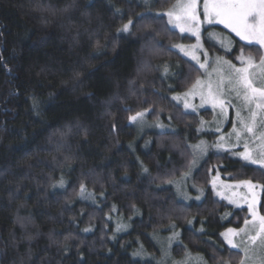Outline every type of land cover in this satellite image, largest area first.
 I'll return each instance as SVG.
<instances>
[{"label":"trees","instance_id":"16d2710c","mask_svg":"<svg viewBox=\"0 0 264 264\" xmlns=\"http://www.w3.org/2000/svg\"><path fill=\"white\" fill-rule=\"evenodd\" d=\"M175 2L0 0V264H165L152 235L173 232L180 241L169 251L172 260L190 255L222 264L219 234L225 225H242L248 213L214 195L206 181L215 171L207 168H218L226 181L258 184L264 170L212 151L192 176L194 194L203 189L204 196L189 203L179 198L173 183L182 181L191 158L186 146L201 140V116L212 112L185 115L170 103L199 73L169 49L193 38L168 33L160 21L136 24ZM128 19L132 32L118 33ZM214 28L233 40V52L243 44ZM154 33L163 48L147 39ZM145 101L152 105L147 118L173 130L137 132L123 109H143ZM81 183L93 200L80 196ZM119 225L127 227L117 231ZM141 249L144 255H134Z\"/></svg>","mask_w":264,"mask_h":264},{"label":"snow or ice","instance_id":"6c2138e0","mask_svg":"<svg viewBox=\"0 0 264 264\" xmlns=\"http://www.w3.org/2000/svg\"><path fill=\"white\" fill-rule=\"evenodd\" d=\"M156 2L159 3V0ZM144 5L150 7V0H144ZM114 14L118 17L124 15L118 8L115 9ZM146 20L164 22L168 33L176 34L178 30L180 34H185L184 39L195 38L193 44L173 45L169 49L171 51L179 48L189 62H194L190 63L192 70L199 73L191 87L183 93L173 95L170 103L175 102L173 106L185 115L190 114L185 110H191V114H198V109L210 105L211 110H218L221 119L227 117L229 109L235 110L231 132L222 133L219 124H216L213 126L214 131L221 133L216 142L209 145L201 139L195 145L186 146L190 150L191 158L184 166L186 170L182 175L183 182L187 183L194 169L199 166L200 160L207 156L210 147L238 156L247 164L256 165L264 170V0H176V3L172 4L167 11L155 15L149 11L140 16L136 24ZM214 25H223L244 43L233 52L231 39L225 46V37L212 30L211 26ZM134 27L133 20L128 19L127 23H123L117 29V32L129 34ZM157 35L158 33H154L147 39L151 41L153 47L163 48L164 45L157 39ZM119 38L121 37H113V40ZM205 41L208 48H222L226 55L231 54L239 66L233 63L232 59H224L223 56L211 57L208 48L205 47ZM253 45L258 47H249ZM97 47H99V41H97ZM253 51L256 53L255 56L251 54ZM164 73L168 74L167 67L164 68ZM135 94L133 92V95ZM196 97H199V104L192 103ZM161 99L168 98L161 97ZM145 104L143 109H123L129 113L127 119L130 123L141 125L145 123L148 113L152 111L151 103L145 101ZM152 115L158 116V113L152 112ZM200 123L203 126L204 121L201 120ZM112 127L114 130L115 123ZM202 130H204L203 127L197 129L198 132ZM235 149L242 150L235 151ZM209 161L210 158L205 161V168ZM143 170L148 171L146 167ZM207 171L209 173L215 171V175L206 181L210 184L214 195L236 208L244 209L246 206L248 213L247 217L242 218V225L238 224L235 227L225 225V230L219 234L225 245L223 251L216 249L219 252L220 261L222 264H229L231 260L238 259L239 264H264V213L258 210L256 191V189L264 191V184L254 183L251 179H240L234 184H228L221 180L218 168H207ZM165 182L173 183L171 179ZM59 186H64L62 178ZM192 186L195 187V184ZM176 187L179 191L180 184L177 183ZM241 188L247 189V192H239L238 189ZM197 193L195 200L200 201L204 191L197 189ZM79 194L82 198L86 195L87 198H93L92 193L86 194V186L83 183L80 184ZM185 198L191 197L185 194ZM227 215L229 214L226 213L225 216ZM236 218L233 217V219ZM188 223L191 225L192 221L189 220ZM126 227V225H119L117 231ZM84 231H91V229L86 228ZM200 232H204L203 226ZM174 235L177 234L174 232ZM213 247L215 248V245ZM134 255H144L143 250ZM163 255L167 256L168 252L165 250ZM225 255L228 260H224ZM213 259L216 260L217 257L214 256Z\"/></svg>","mask_w":264,"mask_h":264},{"label":"rangeland","instance_id":"374dc122","mask_svg":"<svg viewBox=\"0 0 264 264\" xmlns=\"http://www.w3.org/2000/svg\"><path fill=\"white\" fill-rule=\"evenodd\" d=\"M142 2H143V4H144V0H141ZM153 1L154 0H150V4H152L153 3ZM176 3V2H175ZM171 8V7H170ZM212 27V30L215 32V33H218L220 36H223V37H225V40H224V44H225V46H227L228 45V40L229 39H231L227 34H225V33H223V32H221L220 30H218L217 28H214V27H221V28H223V29H225L224 28V26L223 25H214V26H211ZM225 30H227L228 32H229V30L228 29H225ZM178 31V30H177ZM231 34H233L234 36H235V34L234 33H231ZM183 35H185V34H183ZM238 38V37H237ZM239 39V38H238ZM231 41H232V44H231V47H232V51H234V47H235V45H234V42H233V40L231 39ZM193 43H195V38H193V42H191V43H178V44H176V45H180V44H183V45H185V46H188V45H190V44H193ZM244 43V42H243ZM205 47L206 48H208V46H207V44H206V41H205ZM211 49H212V51H211ZM208 48V52H209V55L211 56V57H215V56H223L224 57V59H232V61H233V63H236L237 64V66H239V64H238V62L236 61V60H234L233 59V57L231 56V54H230V56H228V55H226L225 54V52H224V50L222 49V48H217V49H219V50H221V51H223V54H219V52H218V50L216 49V48ZM175 50L177 51V52H179L183 57H184V55H183V53H181L180 51H179V48H175ZM247 55V54H246ZM186 58V57H185ZM186 59H188V58H186ZM192 63H194V62H192ZM201 71H203V70H201ZM201 78H203V77H201ZM178 94H180V93H177V94H174V95H178ZM173 96V95H172ZM192 103L193 104H199V97H196L193 101H192ZM185 111H188L189 113H191V110H185ZM204 111H211L212 112V114H211V116L209 117V118H205V117H202L201 116V120L202 121H204V124H203V126L201 125V123H200V126H199V129L201 128V127H203V129L204 130H202V131H199V134L202 136V138L201 139H203V140H205L209 145H211V144H213L214 142H216V140H217V137L221 134V133H216L215 131H214V125H216V124H219V126H220V128H221V131H222V133H224V134H227V133H229V132H231V124L233 123V121L235 120V110L234 109H229L228 110V115H227V117L225 118V119H221L220 118V116L218 115V110H211V106L210 105H206V107L205 108H200V109H198V115H200L202 112H204ZM133 124V123H132ZM159 125V126H158ZM136 126V129H137V132L138 133H140V134H144V133H146V132H150V131H153V132H165V131H171V130H173V127H172V125H170V124H166L165 122H163L162 120H158V121H151V120H149L148 118H146V121H145V123H143L142 125L141 124H136L135 125ZM240 150H242V149H235V151H240ZM212 151H217L216 149H214V148H209V150H208V154L210 153V152H212ZM218 152H222V151H218ZM207 154V155H208ZM207 157V156H206ZM206 157H204L203 159H201L200 160V164H199V166L201 165V163H202V161L206 158ZM238 157V156H237ZM199 166L196 168V169H194V171L192 172V175H191V177L188 179V181H187V183H184L183 182V180L182 181H180V179L179 180H176L174 183H173V186H174V188L176 189L177 187H175V184L176 183H179L180 184V190L177 192L178 193V195H179V198L181 199V200H183V201H185V202H193V201H196L195 200V194H194V192L196 191V186L195 187H193L192 185L194 184V182H193V178H192V176H193V174H194V172L199 168ZM254 166H256V165H254ZM220 178H221V180H223L225 183H228V184H234L235 182H230V181H226V180H224L221 176H220ZM180 181V182H179ZM186 187V188H185ZM185 188V189H184ZM177 190V189H176ZM184 190L186 191V193H183L184 192ZM238 191L239 192H247V189H244V188H241V189H238ZM256 191H257V193H258V210H259V207H260V202H261V193H262V191H260L259 189H256ZM87 194V193H86ZM185 194L188 196V197H191L190 199H186L185 198ZM86 198H87V195L85 196ZM94 198V197H93ZM88 199H90V200H93L92 198H88ZM196 202H199V201H196ZM227 202V201H226ZM232 206H234V205H232ZM235 207V206H234ZM245 208H246V206H245ZM158 236H160V237H158ZM152 237H153V239H154V241L156 242V244L160 247V249L162 250V252H164L165 250L168 252V255L167 256H164V259L165 260H163V262L165 263V264H167V263H169V264H202L201 262H200V260L199 259H201V258H199V257H197V256H186V257H184L182 260H172L173 258L172 257H170V255H169V251H171L172 250V246L173 245H175L176 243H178L179 241H180V239L179 238H177V236L176 235H174V232H173V234H171V236L170 235H157V234H153L152 235ZM171 238V246L169 247V239ZM237 239H239V238H237ZM167 262V263H166Z\"/></svg>","mask_w":264,"mask_h":264}]
</instances>
